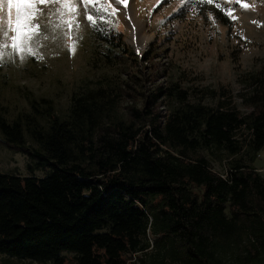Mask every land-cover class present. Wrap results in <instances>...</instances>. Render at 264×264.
I'll list each match as a JSON object with an SVG mask.
<instances>
[{
  "label": "trees",
  "instance_id": "1",
  "mask_svg": "<svg viewBox=\"0 0 264 264\" xmlns=\"http://www.w3.org/2000/svg\"><path fill=\"white\" fill-rule=\"evenodd\" d=\"M113 34L97 42L128 54ZM110 82L73 95L67 118L48 100L12 122L0 108L3 143L46 172L0 174V256L128 264L151 232L179 264H264V176L252 166L264 150V89L241 116L225 100L207 107L179 84L159 85L113 120L122 87ZM222 153L248 160L220 174L212 161Z\"/></svg>",
  "mask_w": 264,
  "mask_h": 264
},
{
  "label": "rangeland",
  "instance_id": "2",
  "mask_svg": "<svg viewBox=\"0 0 264 264\" xmlns=\"http://www.w3.org/2000/svg\"><path fill=\"white\" fill-rule=\"evenodd\" d=\"M215 3L232 7L236 19L226 16ZM242 3L248 7H241L235 0L230 5L224 4V0L204 5H192L187 0L183 5L181 0H132L145 27L141 34V28L130 25L125 16L127 5L123 9L119 5L112 17L115 27L106 32L121 36L125 53H128L121 54L122 50L115 53L97 42L99 32L86 20L83 5L78 0L81 30L76 35L82 38L76 42L74 54L68 48L73 43L72 35L52 39L59 33L46 29L50 39L39 49L41 59L30 58L21 63L17 57L14 63L6 60L0 66V108L12 122L18 116L33 113L31 100L40 103L48 100L59 116L67 118L73 95L111 81L122 87L113 120L128 119L127 111L143 107L142 94L170 83L187 90L193 103L215 107L219 100H225L241 116L247 115L253 111L252 94L264 89V0H242ZM144 35L151 40L140 41L139 36ZM129 52L135 54L137 62ZM145 57L150 60L143 62ZM168 107L169 103L165 102L160 110L167 112ZM238 137H248L247 131L239 133ZM217 156L219 159L212 162L220 174L226 172L231 162L248 160L244 153L234 157L224 153ZM252 166L264 176V150ZM0 174L24 177L34 174L42 178L46 172L37 169L27 156L9 149L0 136ZM157 239L149 232L150 249L138 254L128 253L123 258L128 264H179L156 247ZM65 257V264H76L72 254ZM0 264L46 263L0 256ZM230 264L237 262L230 259Z\"/></svg>",
  "mask_w": 264,
  "mask_h": 264
},
{
  "label": "snow or ice",
  "instance_id": "3",
  "mask_svg": "<svg viewBox=\"0 0 264 264\" xmlns=\"http://www.w3.org/2000/svg\"><path fill=\"white\" fill-rule=\"evenodd\" d=\"M214 2L215 0H187L192 5ZM232 2L233 0H224L226 5ZM79 3L83 5L86 20L93 30L103 36L109 28L114 29L112 17L117 13V6L124 3V0H79ZM235 3L248 7L242 0H235ZM181 4H185V0H181ZM40 5L44 7L41 8ZM215 7L232 20L236 19L232 7H223L221 3H215ZM79 15L78 0H0V66L6 60L14 63L17 57L21 63L30 58L41 59L39 49L44 41L50 39L46 29L59 33L52 39L72 35L73 43L68 48L74 54L76 42L82 38L76 35L81 30Z\"/></svg>",
  "mask_w": 264,
  "mask_h": 264
},
{
  "label": "bare ground",
  "instance_id": "4",
  "mask_svg": "<svg viewBox=\"0 0 264 264\" xmlns=\"http://www.w3.org/2000/svg\"><path fill=\"white\" fill-rule=\"evenodd\" d=\"M131 1L132 0H124V3L121 4L120 7L123 9L124 6L127 5L126 8H125V10H127V15H125V16L128 18L130 25H137L138 27L141 28L140 29L141 30L140 34L144 33L145 27H144V24L142 22V19H141L140 15L136 12V10L133 8V6L131 4ZM139 37H138L139 40L144 42V43H147L148 41L151 40V37L147 36V35L139 36Z\"/></svg>",
  "mask_w": 264,
  "mask_h": 264
}]
</instances>
